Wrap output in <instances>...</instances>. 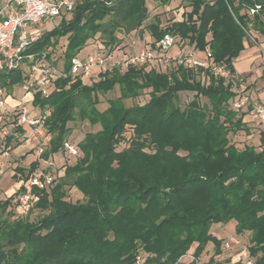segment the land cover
Returning <instances> with one entry per match:
<instances>
[{
    "label": "trees",
    "instance_id": "1",
    "mask_svg": "<svg viewBox=\"0 0 264 264\" xmlns=\"http://www.w3.org/2000/svg\"><path fill=\"white\" fill-rule=\"evenodd\" d=\"M189 4L183 21L165 26L159 16L144 25L147 0H78L70 16H60L29 46L28 52L49 50L51 57L60 39H67L62 48L65 75L56 79L49 96L35 97L43 109L51 107L44 123L51 138L42 158L64 149L69 122L76 117L100 124V129L87 132L76 144L78 158L65 166L64 175L54 176L43 188L31 186L34 204L29 212H36L34 218L16 214L11 206L27 191L25 183L41 165L38 159L25 176L21 173L23 184L14 194L0 199V264H216L223 239L211 227L232 220L237 234L250 232L254 264H264V131L259 146L240 147L232 139L241 130L250 131L243 108L233 106L238 78L216 76L201 67L206 71L202 81L191 67L157 72L148 64L100 73L101 79L87 84L70 73L72 58L97 34L115 48L121 41L118 33L136 34L144 27L151 45L173 33L200 53L208 51L210 62L224 63L235 75L233 60L250 39L249 32L264 31V0ZM256 5L260 8L250 15L247 9ZM21 79L20 70L0 71L1 84ZM116 85L120 95L100 110L99 94ZM145 90L147 102L125 104ZM182 91L195 92L183 108ZM13 132L9 140L16 136L18 147L27 131L16 127ZM47 170L41 171L43 181ZM67 187H76L84 199L72 201ZM210 242L214 253L200 263ZM194 243V258L182 262Z\"/></svg>",
    "mask_w": 264,
    "mask_h": 264
},
{
    "label": "built area",
    "instance_id": "2",
    "mask_svg": "<svg viewBox=\"0 0 264 264\" xmlns=\"http://www.w3.org/2000/svg\"><path fill=\"white\" fill-rule=\"evenodd\" d=\"M78 0H0V71L20 70L22 79L14 84L0 83V157L11 162L15 151L14 139L9 140L16 127H35L40 132L45 130V119L51 113V107L43 109L35 103V97L40 94L47 97L55 88L57 78L64 76V68L56 65L59 59L58 53L48 57L49 50L41 53L28 52L30 45L34 44L42 32L38 25L45 18H57L72 14ZM260 5L248 8L250 15L254 14ZM185 11V10H184ZM251 25V24H250ZM249 38L257 43L255 34L250 31ZM184 40L173 33H165L156 45H147L135 54L121 58L118 49L111 46H100L95 53L72 58L70 73L73 77L100 76V73L111 72L116 68L126 70L131 65L150 64L156 62L167 69L178 66L191 67L193 69H210L216 76L238 78L240 84L235 86L237 97L233 101L236 109H242L249 102V97L243 94L242 77L232 75L224 63L210 62V53L206 51L202 55L194 45L190 44L187 51L175 54V47L184 45ZM186 50V49H185ZM264 58V49L261 50ZM63 56V54H60ZM119 56V58H117ZM258 116L264 121V106L255 109ZM18 132L15 131V134ZM25 133L23 137H26ZM28 137V136H27ZM25 138V140L27 139ZM50 135L46 134L39 141L36 149L37 159L41 161L43 152L48 148ZM65 148L71 155H78L79 148L76 144L65 142ZM13 168V167H12ZM52 181L51 176L45 175V181L39 177H33L32 184L43 188ZM21 205L29 210L33 206L34 196L31 188L20 195ZM249 251V250H248ZM250 254V253H249ZM244 264H254L246 255ZM141 256L137 261L141 263Z\"/></svg>",
    "mask_w": 264,
    "mask_h": 264
},
{
    "label": "rangeland",
    "instance_id": "3",
    "mask_svg": "<svg viewBox=\"0 0 264 264\" xmlns=\"http://www.w3.org/2000/svg\"><path fill=\"white\" fill-rule=\"evenodd\" d=\"M189 0H168L165 2L164 0H147V6L149 8V19L144 23V25L149 24L151 21H154L156 16H159L161 19V22L163 25H170L173 21H183L185 17V12H188L191 10V8L187 9L189 7ZM185 10V11H184ZM70 16V15H69ZM60 17L57 18H45L39 25L38 29L43 32L46 29H49L53 27L58 21ZM119 38H121V41L117 43L118 45L115 47L118 51L116 53L119 54L121 58L128 57L132 54L137 53L144 47L150 44L153 39H151V36L149 32L144 29H140V32H137L134 34V32H131L130 34H127L125 32L118 33ZM178 38H181V36H178ZM104 37L100 36V34H97L94 39L88 40V44L84 47V49L81 51L82 55H87L88 53H95L97 48L100 46H104ZM184 40V45L181 47H175L173 50V53L178 54L184 51H187V49L190 47L189 41L185 38H182ZM150 40V42H148ZM67 39L66 37H63L60 39V42L57 46L58 48V56L59 59L56 62V65L60 68H64L65 65V58L64 56H60L62 54V48L66 46ZM186 49V50H185ZM206 51H201V54H204L205 56ZM81 54V53H79ZM64 55V53H63ZM119 56L117 58H119ZM149 65V68L155 69L157 72L168 70L162 65H159L156 62H152ZM203 68V67H202ZM201 69V68H200ZM198 73L195 72V77L198 80H204V76H206L205 70H200ZM124 71V70H123ZM99 76H93V77H83V83H91L94 80L101 79ZM120 95V89L119 85H116L112 90L105 94H99V103H97V107L100 110H104L109 106V99L118 97ZM195 92L192 91H182L179 93V104L182 106V108L194 97ZM150 99V95L148 93V90H145L144 93L139 95L136 98H129L125 100V104L127 106H132L135 103L143 104L147 102ZM202 102H206L205 98H201ZM69 126L71 127V133L69 134L67 141L72 144H78V142L85 136V134L89 131H97L100 129V124L91 125L89 121L82 120L79 117H76L75 120L69 122ZM27 139L23 141L20 146L15 148V151L13 152V160L11 162L4 161V158L0 157V199H6L8 196L14 194V192L23 184V180L20 179L24 178V176L28 173L30 170V164L33 160H36L38 157L36 155V149L39 141L43 138L45 135V131H36L35 127L27 126ZM235 139V142L239 144L241 147L242 143H244L243 140L239 139L237 136L232 138ZM17 145V144H16ZM78 157L71 155L67 148L64 147L62 151H59L57 153L52 154L49 159H41L39 167L35 170V172L32 174L33 177H39L45 168L48 170L46 171V175L48 174L53 178L54 176L60 177L64 175L65 166L68 164H74L76 162ZM3 160V163H2ZM22 166L24 172L19 171V167ZM13 167V168H12ZM18 167V169H17ZM23 173V177L21 175ZM45 177V176H44ZM33 179V178H32ZM32 179H29L25 186L29 190L31 188V182ZM68 188L69 198L72 201L77 200H83L84 196L83 194L76 188ZM21 195V194H20ZM19 197L16 196L14 198L12 203V208H14L16 214L26 216L29 215L30 218H34L36 216V212L30 213L29 210L24 209V207L21 205V200ZM18 197V198H17ZM34 204V202H33ZM233 222L229 221L228 223L224 225H229ZM217 224H215L216 226ZM228 227V226H227ZM249 237L250 232H246L244 234H236L234 231L230 232L229 236L225 238L223 250L226 252L227 256L230 259L237 260H245V255L248 258L251 259L252 262H254V257L250 256L248 251L249 246ZM197 243H194L190 250H193L195 248ZM228 244V245H227ZM209 251L207 254L203 255V258L200 259V263L206 262L209 260V254L214 251L213 243H209ZM227 245V246H226ZM189 250V251H190ZM190 255V254H189ZM225 259H218L217 261L220 263H223L226 261ZM191 259V256H188V260Z\"/></svg>",
    "mask_w": 264,
    "mask_h": 264
},
{
    "label": "crops",
    "instance_id": "4",
    "mask_svg": "<svg viewBox=\"0 0 264 264\" xmlns=\"http://www.w3.org/2000/svg\"><path fill=\"white\" fill-rule=\"evenodd\" d=\"M253 33L257 38V43H254L250 39L244 41V49L241 51L240 55L233 60L236 75L243 78L242 86L245 88V92H243V94H246L249 97L248 104L243 107L242 110L245 112L243 121L246 122L250 131L249 133H246L245 130H241L234 135V137L237 136L239 139L244 141V143L241 144L242 146L246 144H253L256 146L261 145V132L264 131V121L255 112L256 107L264 106V58L261 54L262 48L264 49V31L261 32L259 30H253ZM80 53V55H82V52ZM202 56L203 54L200 55V58H202ZM215 224L217 225L215 226ZM224 224L225 223H214L211 227V232L218 238L223 239L222 248L224 246L225 238L229 236L230 232L234 231L236 233L235 220H233L230 226ZM209 246L210 245L208 244L204 251L205 254L209 251ZM193 252L194 249L188 251V253L181 258V261L185 263L190 262L194 258ZM204 252L199 258V262H201L200 259L203 258ZM213 253L214 251L209 254V257H211ZM188 256H191V259L188 260ZM225 257H227L225 262L220 263L217 261L218 259H225ZM214 259L216 264L236 262L234 259H230L223 249L222 253L214 256Z\"/></svg>",
    "mask_w": 264,
    "mask_h": 264
}]
</instances>
